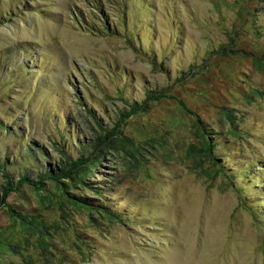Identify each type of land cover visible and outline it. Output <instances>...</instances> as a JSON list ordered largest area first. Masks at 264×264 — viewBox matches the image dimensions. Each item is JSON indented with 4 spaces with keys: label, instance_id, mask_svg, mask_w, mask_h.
I'll return each mask as SVG.
<instances>
[{
    "label": "rangeland",
    "instance_id": "374dc122",
    "mask_svg": "<svg viewBox=\"0 0 264 264\" xmlns=\"http://www.w3.org/2000/svg\"><path fill=\"white\" fill-rule=\"evenodd\" d=\"M0 264H264V0H0Z\"/></svg>",
    "mask_w": 264,
    "mask_h": 264
},
{
    "label": "trees",
    "instance_id": "16d2710c",
    "mask_svg": "<svg viewBox=\"0 0 264 264\" xmlns=\"http://www.w3.org/2000/svg\"><path fill=\"white\" fill-rule=\"evenodd\" d=\"M106 140V138L104 137V138H102V137H100V138H98V143H102V142H104ZM106 142V141H105ZM120 143H123V140H118V141H110V140H108L106 143H104V145L107 147V148H117V146L118 145H121ZM98 145V144H97ZM124 145V144H123ZM210 146V145H209ZM209 150H212V147L210 146L209 147ZM72 160H74V161H72V164H71V166H70V164L68 165V167L66 168V169H62L61 171L62 172H64V170L65 171H69L72 167H74V166H76V165H81L80 163L82 162V157H79V158H77V160H75L74 158H71ZM69 167H71V168H69ZM56 171V170H55ZM60 171V170H59ZM49 172V171H48ZM57 173V172H56ZM48 174V173H47ZM45 175V174H44ZM44 175H41V176H44ZM85 178H82L80 181H81V183H80V186L82 187V183H84V180ZM63 191H65L64 189H63ZM85 207L87 208V209H89V210H96V212L97 213H100V214H102L103 212L100 210V207L101 206H96V204L94 203V204H92V203H87V202H85ZM110 216V215H109ZM33 227H31V229H32Z\"/></svg>",
    "mask_w": 264,
    "mask_h": 264
}]
</instances>
